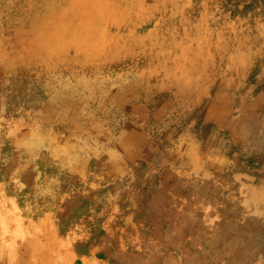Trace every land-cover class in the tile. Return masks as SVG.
Masks as SVG:
<instances>
[{
	"label": "rangeland",
	"instance_id": "1",
	"mask_svg": "<svg viewBox=\"0 0 264 264\" xmlns=\"http://www.w3.org/2000/svg\"><path fill=\"white\" fill-rule=\"evenodd\" d=\"M0 264H264V0H0Z\"/></svg>",
	"mask_w": 264,
	"mask_h": 264
}]
</instances>
